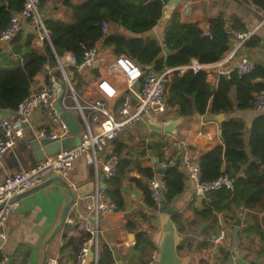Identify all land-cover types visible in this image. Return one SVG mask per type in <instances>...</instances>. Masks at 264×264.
<instances>
[{
	"label": "trees",
	"instance_id": "obj_1",
	"mask_svg": "<svg viewBox=\"0 0 264 264\" xmlns=\"http://www.w3.org/2000/svg\"><path fill=\"white\" fill-rule=\"evenodd\" d=\"M252 1L264 10V0ZM57 3L65 8L63 14L48 18L46 12L49 6ZM167 3L168 0H85L75 4L73 0H41V11L51 33L50 41H45L40 48L34 43L33 36L20 32L11 42L10 51L0 48V111L15 112L19 104L30 96L38 75L46 72L47 65H56V56L71 53L81 64L86 50L101 46L115 57L127 56L144 69L151 66L153 70L161 72L166 68L188 65L193 60L206 65L216 64L231 48V30L245 31L241 19H234L230 27L224 16L212 19L208 31L202 30L197 23L184 22L177 8L169 20L163 41L144 37L159 25L166 13ZM24 4L25 0H0V35L13 17L22 12ZM104 25L108 26V32H104ZM112 25L125 28L133 36L110 30ZM260 44L261 39L254 36L245 47L257 48ZM13 56L17 59L14 60ZM57 77L61 79L60 74ZM208 78L206 71L174 76L166 92L169 109L176 110L186 120L209 113L225 114L227 117L223 125L224 145L200 154L197 163L204 182L227 177L234 180V189L208 193L204 208L194 212L195 224L206 223L210 232L217 236L218 215H223L226 225L230 227L243 212L248 219L242 235L246 240H250L253 234L263 237L253 218L256 214L264 213V113L254 120L248 143L246 124L231 115L253 109L255 94L264 91V83H256L258 79H264V70L256 67L254 72L242 75L234 69L230 76L218 74L216 85H210ZM46 82H50L49 77H46ZM77 89L81 90L79 84ZM112 145L117 147L113 154H120L123 150L116 140ZM248 147L250 153L247 152ZM163 161L166 166L172 164L171 160ZM244 168L246 170L243 172ZM138 169L149 182L156 178L153 169ZM132 171L130 162L123 159L116 177L106 181V193L119 210L125 208L122 189L127 175ZM163 180L169 187L166 196L169 204L185 193L188 176L180 164L168 169ZM136 181L145 195L146 203L156 210L149 186ZM173 222L181 232L186 230L180 213L174 215ZM205 233L208 232L205 230ZM63 237L67 246L74 248L78 256L90 235L84 232L74 236L72 228L66 226ZM142 240L151 245L144 234L139 236V242ZM212 244L210 241L203 242L200 249H209ZM225 255L228 256L227 253ZM3 257L0 252V259ZM99 264H115L110 247L101 245Z\"/></svg>",
	"mask_w": 264,
	"mask_h": 264
},
{
	"label": "crops",
	"instance_id": "obj_2",
	"mask_svg": "<svg viewBox=\"0 0 264 264\" xmlns=\"http://www.w3.org/2000/svg\"><path fill=\"white\" fill-rule=\"evenodd\" d=\"M84 1L73 0L75 4H81ZM185 4L190 5L192 15L188 23H197L205 31L209 30L211 20L219 16H224L230 27L234 19H241L242 22L247 23L249 28H258L256 36L261 39L260 46L243 48L239 57L248 59L256 67L264 70L263 9L256 6L252 0H183L178 7L180 13ZM64 10L63 5L57 3L49 6L46 15L48 18H57L63 14ZM169 13L172 17L173 12ZM171 17L167 20L162 19L154 30L143 36L163 41ZM121 29L115 25L110 26V30L115 32H122ZM125 34L133 36L129 32ZM102 52L103 62L97 69L94 66L82 76L83 78L74 76V82L81 86V91L89 100L98 98L96 80L99 76H108L104 68L116 58L111 51L103 50ZM12 58L17 59L16 56ZM236 62L227 65L224 69H235ZM221 71L222 69L217 67L209 73L210 85L217 84V75ZM45 81L46 72H42L38 75L33 89L43 85ZM256 83H264V79H258ZM4 113L7 114V112ZM261 114L251 109L237 111L231 115L232 118L241 119L246 124L247 143L250 140L252 124ZM166 118L171 122L180 121L179 125L169 133H165L160 117L147 116L143 122L125 130L116 139L120 144L119 148L123 149L117 155L121 157V160L129 161L133 171L127 175L122 189L125 208L102 217L100 241L101 245L111 248L113 255V247H116L124 264H153L159 252L156 236L161 231L159 219L161 210H154L146 203L145 195L136 180L144 185H148L149 180L139 172L138 167L150 168L155 172L154 158L159 159L162 165H165L163 160H171L174 163L177 154L183 149L192 161L197 163L200 154L224 145L223 138L219 136V126L215 122L199 120L197 115L186 120L176 110L171 109L168 110ZM43 126L48 127L50 131L55 129L45 112H37L34 116L35 128H26L24 136L19 139L16 147L8 152L5 160L0 164V183L12 175L33 168L31 142L37 136V130ZM179 147L182 149L180 150ZM116 148L111 143L110 151ZM247 152L250 153L249 147ZM181 162L182 158L180 166ZM245 170L244 168L243 172ZM95 181L96 173L93 166L88 164L84 158H79L71 172V182L76 187H80ZM106 188H108L107 184ZM68 201L67 191L59 183H53L18 200L20 207L7 220L5 245L0 249L3 256L8 259L7 264H42L45 254H47V264L75 263L76 252L74 248L67 246L63 237L66 226L47 245L49 238L61 222L63 208ZM76 201L79 207H85L82 199L77 198ZM170 206L177 209L174 215L180 213L186 224L184 232H181L176 224L175 227L184 238L179 246V256L188 259L187 264H264V213L256 214L253 218L257 230L263 233V237L253 234L250 240H246L242 235V230L248 218L246 213L242 212L239 214V216L243 215L242 225L239 227L233 223L232 226H228L227 240L222 245H218L213 242L216 236L210 232L206 223L195 224L194 212L204 208V198L197 195L195 188L189 182L185 193L170 203ZM190 223L194 224L190 225ZM205 230L208 233L203 234ZM84 232L79 227L72 228L74 236ZM140 234H144L151 245L143 240L139 242ZM207 241L213 242L212 246L201 250L200 245ZM221 250H224L228 256ZM114 260L115 264H119L115 256Z\"/></svg>",
	"mask_w": 264,
	"mask_h": 264
},
{
	"label": "built area",
	"instance_id": "obj_3",
	"mask_svg": "<svg viewBox=\"0 0 264 264\" xmlns=\"http://www.w3.org/2000/svg\"><path fill=\"white\" fill-rule=\"evenodd\" d=\"M181 14L184 22L188 23L191 20L189 4L182 7ZM243 24L244 32H230L231 48L216 64L206 65L193 60L188 65L166 68L157 72L153 69L142 68L127 56L116 57L104 68L108 76L97 77L98 98L95 100L87 99L84 92L77 89L78 84L71 79V75L82 77L94 67L97 60L102 63L103 50L101 47L86 50L81 64L71 53L63 57L56 56V65L53 67L47 65L45 69L46 77L50 78V82L45 81L43 85L33 89L30 96L19 104L15 112L7 114L1 112L7 117H0V164L5 160L8 152L16 147L19 139L24 136L26 131L24 124L27 123L30 128H35L34 116L37 112H45L55 129L50 131L48 127L43 126L37 130L36 137L62 141L70 136V130L54 108L60 90L59 82L65 85L61 101L63 108L71 111L83 127L82 144L72 150L48 157L38 166L12 175L0 183V238H6L7 220L20 207L18 201H12L16 196L53 177H61L75 188L76 185L71 182V172L76 161L84 158L94 167L96 188L83 200L85 207H79L76 201L70 208L65 226L79 227L90 235L74 264H85L90 251L94 253L93 264H99L100 221L103 216L119 211L118 205L109 198L104 189L100 188V176L104 174L106 181L115 178L121 162V157L110 151L111 143L125 130L143 122L147 116L160 117L164 128L171 123V120L166 118L169 110L166 92L174 76H183L190 72L197 74L201 71L210 73L217 67L222 69L220 74L230 76L234 69L225 70L224 68L236 61L240 63V74L246 75L254 72L256 66L248 59L240 58L239 54L256 36L258 28H249L246 22ZM108 31V26L104 25V32ZM20 32L33 36L34 43L40 48L43 47L45 41H50L51 33L46 26V17L41 11V0H25L22 12L13 17L0 35L1 49L10 51L11 42ZM57 74L61 75V79L57 77ZM253 109L264 113V91L255 94ZM179 149L182 148L179 147ZM183 150L181 169L187 174V182L195 188L198 196L205 199L210 192L234 189V180L227 177H221L213 182H204L198 163L193 162L186 150ZM148 186L156 204V210H161L162 199L169 192L168 185L164 180L159 181L156 176ZM217 222L219 231L213 242L222 245L228 238V226L223 215H218ZM7 263L6 257L0 259V264Z\"/></svg>",
	"mask_w": 264,
	"mask_h": 264
},
{
	"label": "water",
	"instance_id": "obj_4",
	"mask_svg": "<svg viewBox=\"0 0 264 264\" xmlns=\"http://www.w3.org/2000/svg\"><path fill=\"white\" fill-rule=\"evenodd\" d=\"M183 0H169L167 4V12L165 13L163 19L167 20L171 17L169 12H174L179 5L182 3ZM51 7V6H50ZM122 33L127 32L125 28L121 29ZM101 64L100 60H97L95 63V68L97 69ZM234 68L236 70L240 69V63L236 62ZM148 70H152L153 68L150 66L147 68ZM71 79H74V76L71 75ZM60 90L58 93V100L54 105L55 110L57 113L60 114L61 118L63 119L64 123L67 125L68 129L70 130V136L63 139L62 141H52L46 138H38L31 142V151H32V161L33 167L38 166L41 162L45 161L48 157L56 156L61 152H66L69 150L74 149L82 144L81 133L83 131V127L79 121V119L68 110H65L61 104L64 92H65V85L62 82H59ZM32 93V92H31ZM0 117H7L4 116L0 111ZM199 120H205L206 122H215L219 126V136L223 138V125L227 122V117L225 114H213L209 113L205 117L201 115H197ZM180 121H173L168 126L165 127V133H169L173 131L178 125ZM25 128L29 127V124H24ZM182 150L180 153L177 154V159L174 163L169 166H163L159 159L154 158L155 163V174L158 177L159 181H163V178L168 169L177 166L180 163V159L183 156ZM224 172V170H223ZM59 183L61 184L67 191L69 201L63 208L61 222L59 226L56 228L52 236L49 238L47 245H49L54 238L62 231L65 227L66 219L69 213L70 208L75 204L77 198L84 200L86 196L92 194L96 188L95 182L86 183L80 187H73L69 184L65 179L61 177H53L39 186L28 190L18 196H16L12 201H18L21 198L28 196L32 193L42 190L43 188L53 184ZM100 188L106 191V177L105 175L100 176ZM1 209V207H0ZM161 214L159 216L161 222V231L156 236V242L158 243L159 252L154 259L153 264H187L188 259L182 258L179 256V246L183 242L184 238L178 233L176 230L175 224L172 220V217L177 212L175 207H171L167 201L166 197L162 199V207H161ZM243 220V215L241 214L239 218L234 222L235 226H241ZM5 245V240L0 238V249H2ZM115 259L119 262V264H124L119 256L116 247H113ZM94 262V253L93 251L89 252L88 258L85 264H93ZM42 264H47V254H45L44 260Z\"/></svg>",
	"mask_w": 264,
	"mask_h": 264
},
{
	"label": "rangeland",
	"instance_id": "obj_5",
	"mask_svg": "<svg viewBox=\"0 0 264 264\" xmlns=\"http://www.w3.org/2000/svg\"><path fill=\"white\" fill-rule=\"evenodd\" d=\"M70 103V102H69Z\"/></svg>",
	"mask_w": 264,
	"mask_h": 264
}]
</instances>
